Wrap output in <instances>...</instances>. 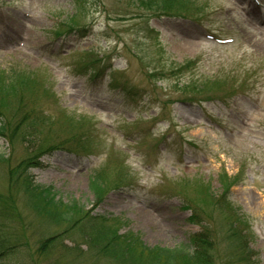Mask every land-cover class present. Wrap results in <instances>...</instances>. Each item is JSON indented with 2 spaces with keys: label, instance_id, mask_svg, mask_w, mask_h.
Segmentation results:
<instances>
[{
  "label": "rangeland",
  "instance_id": "rangeland-1",
  "mask_svg": "<svg viewBox=\"0 0 264 264\" xmlns=\"http://www.w3.org/2000/svg\"><path fill=\"white\" fill-rule=\"evenodd\" d=\"M196 1L207 10L206 21L156 18L131 0H0V70L32 71L51 92L25 95L26 108L83 119L78 131L65 120L41 125L26 142L0 136V240L9 246L0 264H116L89 247L77 230L80 221L64 233V224L44 222L30 209L19 172L10 171L30 147L42 146L40 164L29 170L36 183L54 187L64 202L76 200L91 216L113 220L119 233L148 247L188 244L200 231L182 207L190 197L211 230L213 264H264V0ZM91 48L94 55L84 53ZM95 57L112 65L108 74L94 77L96 67H85ZM188 60L194 73L180 79L223 77V88L237 86L239 94L190 103L171 88L172 79L148 75V69ZM17 107L14 102L11 110L18 114L7 111L0 120L34 131ZM76 131L96 136L95 154L67 151L63 143ZM104 168L101 199L91 177ZM222 168L242 173L243 181L219 178ZM122 172L126 184L114 187ZM181 178H190L188 187ZM195 179L213 196L199 191ZM225 182L234 183L225 194L238 210L233 223L214 207Z\"/></svg>",
  "mask_w": 264,
  "mask_h": 264
},
{
  "label": "trees",
  "instance_id": "trees-1",
  "mask_svg": "<svg viewBox=\"0 0 264 264\" xmlns=\"http://www.w3.org/2000/svg\"><path fill=\"white\" fill-rule=\"evenodd\" d=\"M134 3H138V8H143L148 11L154 12L158 15H175V16H193L196 11H203V5H200L196 0H131ZM192 63L189 64H172L169 69L166 66L157 68L158 75L162 71H172L175 76L179 73H183L190 68ZM154 70V71H156ZM167 75V72H166ZM213 85L221 86L223 81H213ZM180 83V82H179ZM176 82V87L186 94H195L203 88H206L208 83L203 82L201 84L194 80H188L187 82L180 84ZM35 82L31 78V75L25 71L14 70L9 76L4 74L0 75V112L14 111L11 110V106L14 102L17 103V108L20 110V116L25 120H31V125L34 131L30 132L29 129L24 127L21 123L15 121V126H23L25 130L16 131L13 129L12 124L7 121L0 122V135L7 136L9 140L13 141L15 138L22 142H26L27 138L35 135L36 127H39V122L34 117L33 112L29 111L24 104V97L26 93H33L35 88ZM22 99V102L19 101ZM10 108V109H9ZM28 112V113H27ZM14 113H16L14 111ZM18 114V113H16ZM27 115V116H25ZM14 131V134L12 132ZM71 141V140H70ZM74 147V146H73ZM83 149L88 146L86 143L81 142L80 146ZM43 146L28 149V156L25 157L24 162L21 165L11 168L18 171L17 178L20 180V184L23 193L27 196V203L30 209L39 218L51 224H64L66 226L64 233H69L72 229L76 228L77 223L80 221V225L77 227L78 232L84 237L89 247L97 255L105 256L116 264H213L211 249H213L212 241L210 240V232L207 231L195 234L192 237V243L187 246L178 248H167L161 246L148 247L141 240L137 239L135 235L120 234V227L117 224L107 218L104 215L91 216L84 209V206L78 202H72L70 204L64 203L57 198V193L52 191V188H47L36 184L33 181L29 168L34 165V161L44 153ZM71 148V147H70ZM0 160H5L4 155L0 153ZM224 179L229 180L228 176H224ZM233 182V181H231ZM119 184L117 183L116 186ZM92 188L97 192L98 197L102 199V196L106 192L104 182L99 180L98 177L93 179ZM224 192L215 199L216 204L214 207L221 210L223 214L222 220L230 221L233 223L236 209L232 208L230 201H227L226 192L229 191L230 184L225 182ZM209 191V190H206ZM204 192L208 196H213V193ZM203 193V194H204ZM210 194V195H209ZM213 200V198H212ZM220 203V204H219ZM221 219V218H220ZM239 221V218H237ZM192 221L200 222V215H194ZM240 222V221H239ZM3 241L0 240V245H3ZM3 247V246H2Z\"/></svg>",
  "mask_w": 264,
  "mask_h": 264
}]
</instances>
